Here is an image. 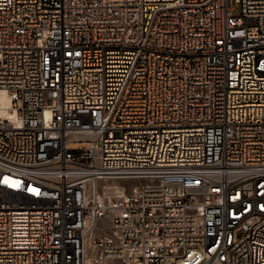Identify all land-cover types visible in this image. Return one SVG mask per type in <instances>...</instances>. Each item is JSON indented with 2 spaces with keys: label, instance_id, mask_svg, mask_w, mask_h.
I'll return each instance as SVG.
<instances>
[{
  "label": "built area",
  "instance_id": "1",
  "mask_svg": "<svg viewBox=\"0 0 264 264\" xmlns=\"http://www.w3.org/2000/svg\"><path fill=\"white\" fill-rule=\"evenodd\" d=\"M0 90V264H264V0H0Z\"/></svg>",
  "mask_w": 264,
  "mask_h": 264
},
{
  "label": "bare ground",
  "instance_id": "2",
  "mask_svg": "<svg viewBox=\"0 0 264 264\" xmlns=\"http://www.w3.org/2000/svg\"><path fill=\"white\" fill-rule=\"evenodd\" d=\"M7 106H8V98L4 94L3 91L0 90V116H4L8 114L7 111Z\"/></svg>",
  "mask_w": 264,
  "mask_h": 264
},
{
  "label": "rangeland",
  "instance_id": "3",
  "mask_svg": "<svg viewBox=\"0 0 264 264\" xmlns=\"http://www.w3.org/2000/svg\"><path fill=\"white\" fill-rule=\"evenodd\" d=\"M232 14L235 15V16L239 15V8H238V6L234 8V10L232 11ZM129 184H130V182H129Z\"/></svg>",
  "mask_w": 264,
  "mask_h": 264
}]
</instances>
